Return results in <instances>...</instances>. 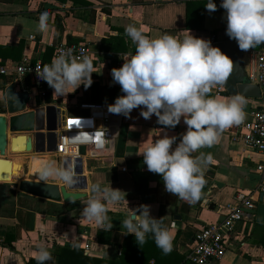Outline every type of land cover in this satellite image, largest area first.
Listing matches in <instances>:
<instances>
[{
    "label": "crops",
    "instance_id": "obj_1",
    "mask_svg": "<svg viewBox=\"0 0 264 264\" xmlns=\"http://www.w3.org/2000/svg\"><path fill=\"white\" fill-rule=\"evenodd\" d=\"M188 2H201L204 8L200 23L199 11L191 7L197 15L196 20L191 22L192 29L185 27ZM213 2L217 5V11L209 13L205 8L208 0H0V64L11 66L24 56L33 61L51 62L57 45L84 43L92 53L94 66L91 87L85 90L81 85L73 93L59 97L53 94L54 90L46 82L38 85L32 76L26 77L24 81L15 77L0 79V115L8 117L6 90L10 85H15L14 93H29L23 113L55 107L59 119L83 115L84 112L79 109L83 103L113 104L124 93L118 84L113 83L111 70L118 69V64L127 59L128 54H135L136 46L125 34L126 27L133 25L152 38L169 34L183 39L189 30L194 37L215 33L219 42L231 40L225 34L227 24L225 10L220 8L222 0ZM84 3H88V6ZM45 12L48 13L49 28L39 31L38 20ZM119 41L122 43L117 46ZM116 47H125L126 51H113ZM263 48L264 44H261L244 52L245 71L250 64L251 52ZM214 89L210 96H215ZM220 96L230 97L226 92ZM246 101L245 111L264 109L263 97ZM141 110L146 109H134L130 118L122 116L112 165L95 161L81 165L86 190L79 193H84L85 198L67 204L63 201L52 202L20 193L13 183L2 184L0 264H26L30 259H35V252L40 247L51 252L50 262H56L57 248L83 249L85 245L89 247L87 252L84 251L85 255L114 260L119 256L118 246L128 234L123 221L131 214L129 209L140 205L151 206L150 215L164 220L163 226L173 236L172 251L187 260L194 235L207 223L220 221L224 214L223 208L238 193L253 195L255 207L252 220L236 225L235 234L229 237L224 258L210 264H264V176L255 169L261 155L232 140L238 125L226 129L217 144L192 154L211 153L212 161L204 167L205 184L201 198L190 203L166 192L162 177L147 170L141 155L148 144L162 138L163 132L177 136L178 144L181 134L187 130L183 118L174 129H164L157 124L154 115L149 120L143 119ZM161 129L163 132L159 136ZM45 155L52 154L11 155L7 148L5 158L12 161V168L15 167L24 180L64 186L58 179H40L42 161H54L57 167L62 166L61 159L54 156L55 160ZM20 158L32 159L29 168L25 166L23 175L20 172ZM122 168H126V172H121ZM93 183H99L101 187L110 184L113 189L127 193L125 199L128 204L124 201L106 204L107 215L113 225L111 230L98 227L95 222L82 216V209L93 195L90 192ZM175 215L180 216V219L174 220ZM176 231H179L178 237H175Z\"/></svg>",
    "mask_w": 264,
    "mask_h": 264
},
{
    "label": "clouds",
    "instance_id": "obj_2",
    "mask_svg": "<svg viewBox=\"0 0 264 264\" xmlns=\"http://www.w3.org/2000/svg\"><path fill=\"white\" fill-rule=\"evenodd\" d=\"M205 8L209 13L217 11L213 0H208ZM220 8L225 10V34L237 43L239 50L247 52L264 44V0H222ZM48 28L45 12L39 17L37 29ZM125 34L135 44V54H128L120 68L111 70L113 83L120 86L124 95L108 105L107 111L130 118L134 109L142 107L146 110H141L140 116L149 120L154 115L164 129H174L183 118L187 130L178 144L177 136H169L161 129L162 138L148 144L141 155L147 170L162 177L166 192L194 203L201 198L204 167L211 163L212 155L192 154L217 144L226 129L246 118L247 101L243 95H209L213 87L226 83L234 62L220 48L213 47L210 40L196 38L189 30L183 39L169 34L152 38L129 25ZM93 73L92 60L86 55L77 59L71 49L60 50L50 64L36 70L37 78L46 82L58 97L73 93L81 85L87 90L93 83ZM7 96L9 101L19 103L15 93ZM39 176L41 180L58 179L72 188L80 183L74 161H66L60 167L54 161H42ZM90 192L93 195L82 209V216L111 230L106 204L120 201L128 204L127 193L113 189L110 184L101 187L99 183L91 184ZM150 208L140 205L129 209L131 214L124 219L123 226L135 237L137 245L146 243L147 235L152 234L156 246L168 253L172 250L173 236L161 218L150 215ZM35 259L37 264H46L52 255L47 248L40 247Z\"/></svg>",
    "mask_w": 264,
    "mask_h": 264
},
{
    "label": "built area",
    "instance_id": "obj_3",
    "mask_svg": "<svg viewBox=\"0 0 264 264\" xmlns=\"http://www.w3.org/2000/svg\"><path fill=\"white\" fill-rule=\"evenodd\" d=\"M196 38L210 40L213 47H218L220 43L215 33ZM69 49L77 59L86 55L92 60V53L84 43L59 44L55 47L53 58L60 50ZM250 57L249 67L245 71L246 79L259 88L261 97L264 98V48L252 51ZM50 63L33 61L30 57L24 56L11 66L0 64V79L15 77L19 81H24L26 77L32 76L40 85L43 81L37 78L36 70ZM123 63L124 61H121L118 68ZM223 93H225L223 86L215 87V96ZM79 109L84 112L83 115L58 119L56 149L51 154L61 160L68 159L74 163L80 161L81 165L89 161L112 165L122 115L110 114L107 111V105L103 103H83L79 105ZM245 113L247 118L238 125L232 140L261 155V160L255 169L264 176V109H249ZM121 172H126V168H122ZM254 207L255 199L252 194H236L223 208L224 214L220 221L207 223L194 235L193 246L187 255V261L191 264H210L221 261L228 249L229 237L235 234L236 225L252 220ZM83 249L87 252L88 245H85Z\"/></svg>",
    "mask_w": 264,
    "mask_h": 264
},
{
    "label": "water",
    "instance_id": "obj_4",
    "mask_svg": "<svg viewBox=\"0 0 264 264\" xmlns=\"http://www.w3.org/2000/svg\"><path fill=\"white\" fill-rule=\"evenodd\" d=\"M218 48L233 60V70L226 83L223 85L229 95L240 94L245 99H260L261 94L256 85H252L246 79L243 54L234 40L220 42ZM15 85H10L6 90L7 107L5 115H0V188L2 184L13 183L20 193L41 198L52 202L73 203L85 198L86 180L82 174L80 161L75 162L80 183L74 188L67 185L24 180L12 161L6 159V151L11 155L54 153L57 141V118L58 112L55 107L38 108L31 113H23L26 103L29 101V93L21 91L15 93L19 103L9 101L7 94L14 93ZM10 133V136L9 134ZM68 159H62V166ZM25 161L21 160L23 175ZM212 206L210 207V209ZM174 220L180 219L175 215Z\"/></svg>",
    "mask_w": 264,
    "mask_h": 264
},
{
    "label": "trees",
    "instance_id": "obj_5",
    "mask_svg": "<svg viewBox=\"0 0 264 264\" xmlns=\"http://www.w3.org/2000/svg\"><path fill=\"white\" fill-rule=\"evenodd\" d=\"M88 6V3H84ZM202 3H186V29L194 28L191 22L196 20V12L199 11L198 20L200 23L203 19L204 8H202ZM194 7L193 10H191ZM201 27V26H200ZM199 27V28H200ZM103 43H111L110 41H104ZM122 42H117V46ZM113 51H126L125 47L113 48ZM164 224V220L162 219ZM179 231H176L175 237H178ZM119 256L114 259H103L100 257H92L85 255L84 250L76 247L68 248H57L55 254L57 256L56 262H46V264H191L185 260L179 254L174 251L165 253L161 248L157 247L154 242V237L152 234H148L146 238V243L143 245H137L135 237L133 235L127 234L124 238L121 246H118ZM26 264H37L36 259H30Z\"/></svg>",
    "mask_w": 264,
    "mask_h": 264
},
{
    "label": "rangeland",
    "instance_id": "obj_6",
    "mask_svg": "<svg viewBox=\"0 0 264 264\" xmlns=\"http://www.w3.org/2000/svg\"><path fill=\"white\" fill-rule=\"evenodd\" d=\"M45 156H46V157H51V158L55 159V158H54V155H45ZM35 157H36V158H39V157H37V156H35ZM46 157H45V158H46ZM45 158H44V160H46ZM20 159H21L22 161H25V160H26L24 166H27V167L29 168V163H30V161H31L32 159H30V158H29V159L20 158ZM42 159H43V158H42ZM55 160H56V159H55ZM55 164H56V162H55ZM24 168H25V167H24Z\"/></svg>",
    "mask_w": 264,
    "mask_h": 264
}]
</instances>
